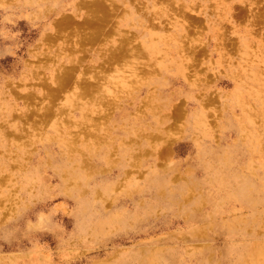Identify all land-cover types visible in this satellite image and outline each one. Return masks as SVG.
Segmentation results:
<instances>
[{
	"label": "rangeland",
	"instance_id": "374dc122",
	"mask_svg": "<svg viewBox=\"0 0 264 264\" xmlns=\"http://www.w3.org/2000/svg\"><path fill=\"white\" fill-rule=\"evenodd\" d=\"M86 1L0 0V264H264L262 101L236 96L253 90L238 85L243 59L264 48V0ZM96 2L111 15L104 21L91 15ZM124 45L140 58L128 62ZM101 64L126 81L103 91ZM63 71L74 77L60 88ZM85 81L94 96L66 100ZM239 172L250 178L246 195L231 179Z\"/></svg>",
	"mask_w": 264,
	"mask_h": 264
},
{
	"label": "bare ground",
	"instance_id": "6f19581e",
	"mask_svg": "<svg viewBox=\"0 0 264 264\" xmlns=\"http://www.w3.org/2000/svg\"><path fill=\"white\" fill-rule=\"evenodd\" d=\"M87 1H88V0H87ZM87 1L85 2L86 4H88ZM89 1H91V0H89ZM101 1H102V0H101ZM109 1H110V0H109ZM166 1H168V0H166ZM169 1H170V0H169ZM77 2H78V1H77ZM80 2H81V1H80ZM80 2H79V3H80ZM102 2H103V1H102ZM142 2H144V1H142ZM81 4H82V3H81ZM86 4H85V5H86ZM93 4H95V5H93ZM93 4H92V3L89 4V6L91 5V8L88 7V8L91 9V11H92V13H91V15H93L92 17L95 18V19L97 20V22H99V21H104V20H102V19H103V18H107L106 16L109 14V12L107 11V9H105L107 12L104 13L103 10L101 9L102 6H101L98 2L93 3ZM115 4H116V3H115ZM256 4H257V3H256ZM92 5H93V6H92ZM104 5H105V4H104ZM135 5H136V4H135ZM245 5H246V4H245ZM108 6H109V5H108ZM81 7H82V6H81ZM92 7H93V8H92ZM118 7H119V6H118ZM185 7H187V6H185ZM83 8H85V7H83ZM137 8L139 9V7H137ZM172 8H173V6H172ZM172 8H171V9H172ZM175 8H176V7H175ZM175 8H174V9H175ZM169 9H170V8H169ZM178 9H179V8H178ZM118 10H119V8H118ZM123 10H124V9H123ZM180 10H182V8H180ZM113 11H114V10H113ZM172 11H173V10H172ZM75 12H76V10H75ZM116 12H117V11H116ZM181 12H182V11H181ZM106 13H107V14H106ZM183 13H184V11H183ZM185 13L188 15L187 11H185ZM118 14H119V13H118ZM120 14H121V13H120ZM112 15H113V14H112ZM122 15H123V14H122ZM184 15H185V14H184ZM109 16H111V15L109 14ZM117 16H118V15H117ZM181 16H182V15H181ZM185 16H186V15H185ZM239 16H241V15H239ZM66 17H67V16H66ZM71 17H72V16H71ZM83 17H85V16H83ZM86 17H87V16H86ZM187 17L189 18V15H188ZM62 18H63V17H62ZM79 18H80V17H79ZM88 18H89V17H88ZM109 18H110V17H109ZM69 19H70V18H69ZM89 19H90V18H89ZM196 19H198V18H196ZM196 19H194V20H196ZM72 20H73V17H72V19H71V22L69 21V23H66V24H70V23H72V22H73ZM91 20H92V19H91ZM81 21H82V20H81ZM81 21H80V22H81ZM181 21H182V20H181ZM203 21H204V20H203ZM60 22H61V21H60ZM85 22H86V21H84V23H83L84 25L86 24ZM110 22H111V21H110ZM113 22H114V21H112V23H113ZM116 22H117V21H116ZM197 22H198V21H197ZM260 22H261V21H260ZM58 23H59V22H58ZM108 23H109V22H108ZM114 23H115V22H114ZM194 23H195V22H194ZM216 23H217V22H216ZM221 23H222V22H221ZM53 24H55V23H53ZM53 24H51V25H53ZM83 24H82V25H83ZM88 24H89V23H88ZM102 24H103V23H102ZM159 24H160V23H159ZM162 24H163V23H161V25H162ZM201 24H202V23H201V21H200V25H201ZM5 25H6V23H5ZM60 25H61V24H60ZM62 25H63V24H62ZM70 25H71V24H70ZM79 25L81 26V23H80ZM116 25H117V24H116ZM190 25H191V24H190ZM195 25H196V24H195ZM80 26H79V27H80ZM111 26H113V25H111ZM61 27H62V26H61ZM61 27H60V28H61ZM105 27H107V26H105ZM114 27H115V25H114ZM157 27H158V25H157ZM49 28L51 29L52 27L49 26ZM65 28H67V27H65ZM155 28H156V27H155ZM58 29H59V28H58ZM110 29H111V28H110ZM114 29H115V28H114ZM114 29H113V30H114ZM106 30H107V29H106ZM106 30H105V31H106ZM108 30H109V29H108ZM113 30H112V31H113ZM121 30H122V29H121ZM202 30H203V29H202ZM235 30H236V29H235ZM85 31H86V30H85ZM192 31H193V30H191V32H189V34L192 33ZM236 31H237V30H236ZM240 31H241V30H240ZM244 31H245V30H244ZM103 32H104V31H103ZM230 32H231V31H230ZM232 32H233V31H232ZM57 33H59V32H57ZM60 33H62V32H60ZM91 33H92V31H91ZM93 33L95 34V30H93ZM96 33H97V32H96ZM101 33H102V32H101ZM108 33L110 34V32H108ZM108 33H107L106 35H108ZM113 33H114V32H113ZM45 34H46V33H45ZM64 34H65V33H64ZM67 34H68V33H67ZM114 34H115V33H114ZM195 34H196V32H195ZM58 35H59V34H58ZM61 35H62V34H61ZM69 35H70V34H69ZM96 35H97V34H96ZM96 35H95V37H96ZM98 35H99V34H98ZM103 35L106 36L105 34H103ZM131 35H132V33H131ZM109 36H111V35H108V37H109ZM123 36H124V35H123ZM85 37H87V36H85ZM89 37H90V36H89ZM204 37H205V36H204ZM225 37H226V36H225ZM55 38H56V37H55ZM92 38H93V37H91L90 39L93 40L94 38H93V39H92ZM97 38L99 39V37H97ZM97 38H95V39H96L95 41H97ZM125 38H126V37H125ZM131 38H135V37L132 36ZM131 38H130V36H129V40H130V42H129L128 39H127V42H126L127 44H125V45H129L128 43H130V45H131V43L134 42V41H131ZM46 39H48V37H47ZM46 39H45V40H46ZM65 39H66V38H65ZM101 39H102V38H101ZM103 39H105V38H103ZM200 39H201V38H200ZM208 39H209V38H208ZM88 40H89V38H88ZM209 40H210V39H209ZM46 41H48V40H46ZM52 41H53V40H52ZM52 41H50V42H52ZM89 41H90V40H89ZM98 41H99V40H98ZM98 41H97V42H98ZM212 41H213V40H212ZM224 41H225V40H224ZM62 42H64V41H62ZM187 42H188V41H187ZM187 42H186V43H187ZM208 42H209V41H208ZM77 43H78V42H77ZM83 43H86V44H87L88 41H87V42H84V41H83ZM90 43H91V42H90ZM90 43H89V44H90ZM92 43H93V41H92ZM94 43H95V42H94ZM94 43H93V44H94ZM114 43H115V42H114ZM122 43H123V41H122ZM172 43H173V42H172ZM204 43H205V42H204ZM226 43H227V42H226ZM230 43H231V42H230ZM78 44H79V43H78ZM228 44H229V43H227V45H228ZM75 45H76V44H75ZM120 45H121V44H120ZM125 45H124V46H125ZM132 45H134V44H132ZM132 45H131V46H132ZM199 45H200V44H199ZM67 46H68V45H67ZM134 46H136V45H134ZM197 46H198V45H197ZM112 47H113V46H112ZM115 47H116V46H115ZM122 47H123V46H122ZM126 47H127V46H125V49H126V51H128V53H127V52L125 53V50H124V51L121 50V51H120L121 53L119 52V54L121 55V56H119V59H122V60L125 59V60H127V59H126L127 57H125V58L123 59V57H124L123 53H125V54H126L125 56H128V58L130 59V60L128 59V62L131 61V58H130V57H132V56L134 57V58L132 57V58H133V61H134V59L138 60V59L140 58V57H138V55L141 56V53L138 52V54H137L136 51H135L136 55L134 56V55L131 54L132 50H131V52L129 53L130 50H128ZM195 47H196V46H195ZM247 47H249L248 44H247ZM118 48H119V47H118ZM128 48H129V47H128ZM139 48H143V47L140 46ZM201 48H204V47L202 46ZM76 49H77V48H76ZM90 49L92 50V48H90ZM114 49H115V48H114ZM115 50H117V49H115ZM115 50H113V51H115ZM118 50H119V49H118ZM138 50H139V49H138ZM51 51H52V49H51ZM122 51H123V53H122ZM139 51H140V50H139ZM199 51H201V50L199 49ZM199 51H198V52H199ZM204 51H205V48H204ZM111 52H112V51H111ZM115 52H116V51H115ZM115 52H114V53H115ZM141 52L144 53L143 50H141ZM173 52H174V51H173ZM198 52H197V53H198ZM135 53L133 52V54H135ZM145 53H146V52H145ZM169 53H170V51H169ZM199 53H200V52H199ZM117 54H118V53H117ZM117 54L115 53V54H113V55L116 56ZM119 54H118V55H119ZM129 54H130V55H129ZM162 54H163V53H162ZM253 54H255V55H254L255 58L252 59V60H250L249 62L247 61V57H245V58L243 59L244 62H246V64H248V66H249V70H248L249 72H246V76H247V77L245 76V80H244V82H242L241 84L238 85L239 87H242V88L245 87V86H247V85H249L250 88L253 89V90H252V92H245V91L242 89V90L240 91L239 95H236V96H237L238 99H240V98L242 99V98H243L242 100H245V99H246V100H261V101H262V105L259 106V107H261L262 110H259L258 113H256V114H257V116H260V118H262V119L264 120V77H263V74H264V48L261 47V44H260V45H259V43L257 44V46H256V52H255V53L253 52ZM122 55H123V57H122ZM131 55H132V56H131ZM142 55H143V54H142ZM110 56H111V55H110ZM136 56H137V57H136ZM145 56H146V55H145ZM155 56H156V55H155ZM159 56H160V55H159ZM206 56H207V54H206ZM10 57H11V56H10ZM113 57H114V56H113ZM116 57H117V56H116ZM121 57H122V58H121ZM135 57H136V58H135ZM108 58H109V60H108V61H109V62H108V65H110V67H112V66H111L112 63H110V61H111L112 59H110V57H108ZM114 58H115V57H114ZM114 58H113V59H114ZM8 59H9V58H8ZM117 59H118V57L116 58V60H115V59H114V60H115V61H118L119 59H118V60H117ZM144 59H145V58H144ZM194 59H195V58H194ZM114 60H113V65H114V63H116ZM122 60H121V61H122ZM140 60H141V59H140ZM7 61H8V60H7ZM104 61H106V59H105ZM104 61H103L102 63H104ZM133 61H132V62H133ZM141 61H142V60H141ZM118 62H120V61H118ZM122 62H123V61H122ZM126 62H127V61H125L124 63L126 64ZM136 62H137V61H136ZM106 63H107V62H106ZM144 63H145V62H144ZM260 63H263V65H261ZM94 64H95V63H94ZM94 64H93V65H94ZM99 64H100V63H99ZM99 64L97 65V67H99ZM122 64H123V63H122ZM132 64H133V63H132ZM135 64H137V63H135ZM146 64H147V63H146ZM146 64H145V65H146ZM102 65H103V64H101V67H102V68L100 67V68H101V74H102V69H103V66H104V65H103V66H102ZM116 65H118V64L116 63ZM120 65H121V64H119L118 66H120ZM126 65H127V64H126ZM128 65H129V64H128ZM143 65H144V64H143ZM148 65H149V64H148ZM191 65H192V64H191ZM84 66H85V65H84ZM129 66H130V68H131V71H136V70H135V67H134L133 65L130 64ZM150 66H151V65H150ZM185 66H186V65H185ZM193 66H194V65H193ZM121 67H123V65L120 66V68H121ZM151 67H152V66H151ZM190 67H191V66H190ZM105 68L108 70V66L105 67ZM138 68H140V67L138 66ZM71 69H72V67H71ZM73 69H74V68H73ZM73 69H72L71 71H73ZM94 69H95V68H94ZM106 69H105V70H106ZM112 69H114V68H112ZM112 69L109 68V70H111L110 72H112ZM121 69H122V68H121ZM121 69H119L118 67L115 68V70H114L115 74H114V73H109V70L106 71V72H105V70H103L104 73H103L102 75L105 76V78L107 79V83L109 82L108 85H103V87H104V90H103V91H109V87H108V86H109L110 83H112V82L117 83V84L119 83V85H120V83H121V85H122V84L126 81V78H125V76L123 75V74H124V70H121ZM126 69H127V68H125V70H126ZM136 69H137V68H136ZM141 69H143V68H141ZM144 69H146V68L144 67ZM85 70H86V69H85ZM199 70H200V69H199ZM199 70H198V71H199ZM220 70H221V69H220ZM83 71H84V69H83ZM88 71H89V70H88ZM90 71H91V70H90ZM90 71H89V72H90ZM93 71H94V70H93ZM146 71H147V69H146ZM146 71H145V72H146ZM189 71H190V70H189ZM86 72H87V71H86ZM89 72H88V73H89ZM140 72H141V71H140ZM140 72H139V73H140ZM143 72H144V71H143ZM147 72H148V71H147ZM150 72H151V71H150ZM153 72H154V71H153ZM69 73H70V72H69ZM69 73H68L67 71H63V72L60 74V77H58V78H59V79H58V85H59V87H60V84H61V85H65V84H66L65 79H66V80L68 79V80H67V83H71L70 80L74 77V76H73L74 74H73V75L71 74V76H70L71 79L69 80ZM84 73H85V72H84ZM105 73H106V74H105ZM125 73H126V71H125ZM127 73H128V72H127ZM139 73H138V74H139ZM86 74H87V73H86ZM94 74H95L94 76H95L96 82H93V83L95 84V87H96V84H97L98 81H99V82L101 81V82H100V85H102L101 83H102L104 77L101 75V76H102V78H101V76L97 74V71H96V73H94ZM136 74H137V73H136ZM141 74H142V73H141ZM96 75H98V76L100 77V78H99V77H98V78H99V79H102V80H99V79H98V81H97V77H96ZM134 75H135V74H134ZM142 75H144V74H142ZM221 75H222V74H221ZM58 76H59V75H58ZM72 76H73V77H72ZM94 76H93V78H94ZM190 76H191V75L189 74L188 78H189ZM206 76H207V75H206ZM222 76H223V75H222ZM67 77H68V78H67ZM141 77H142V76H141ZM216 77H217V76H216ZM87 78H88V77H87ZM87 78H86V79H87ZM105 78H104V79H105ZM86 79H85V80H86ZM76 80H77V79H76ZM76 80H74V81H76ZM82 80H83V84H84V78H83ZM82 80H81V81H82ZM205 80H206V79H205ZM21 81H22V80H21ZM69 81H70V82H69ZM74 81H73V82H74ZM81 81H80V82H81ZM104 81H105V80H104ZM128 81H129V80H128ZM128 81H127V82H128ZM216 81H217V80H216ZM73 82H72L71 85H73ZM76 82H77V81H76ZM87 82H88V81H85L86 85H88V86H86V85L83 86V85H82L83 87L81 86L82 83H80V88H78L79 86H76V85H77V84H76V85L73 87V91L70 92L69 95H66V100H70V101H71V100H74V105H78V103H79V102H78V99H80L81 97H84L85 93H86L85 96H90L89 98H91L92 92H91V95H90V94L87 95V92H86V91H88L87 89H89V85H90V86H93V84H91V82H90V83L88 82L89 84H87ZM231 82H232V81H231ZM64 83H65V84H64ZM103 83H104V82H103ZM128 83H129V82H128ZM147 83H148V82H147ZM150 83H151V82H150ZM200 83H201V82H200ZM205 83H207V82H205ZM205 83H204V84H205ZM23 84H24V83H23ZM131 84H132V83H131ZM142 84H143V83H142ZM214 84H215V83H214ZM58 85H57V86H58ZM66 85L69 86V84H66ZM71 85H70V87H71V89H72V86H71ZM97 85H98V86H97L96 88H98V87L100 86L99 83H98ZM121 85H120V86H121ZM217 85H218V84H217ZM46 86H47V85H46ZM57 86H56V90L58 91V87H57ZM131 86H132V85H131ZM205 86H206V85H205ZM221 86H222V85H221ZM23 87H24V86H23ZM42 87H43V86H42ZM70 87H69V88H70ZM84 87H86L87 89L84 88ZM135 87H136V86H135ZM153 87H154V86H153ZM16 88H17V87H16ZM21 88H22V87H21ZM44 88H45V87H44ZM60 88H61V87H60ZM63 88L65 89L66 87H63V86H62V89H63ZM81 88H82V89H81ZM92 88H93V87H92ZM100 88H101V86H100ZM118 88H119V86H118ZM118 88H117V89H118ZM139 88H140V87H139ZM183 88H184V87H183ZM119 89H120V88H119ZM119 89H118V90H119ZM51 90H52V89H50V91H51ZM68 90H70V89H68ZM94 90H95V93H97V92H96L97 89L94 88ZM98 90H99V88H98ZM118 90H117V92H118ZM137 90H138V89H137ZM142 90H143V89H142ZM220 90H221V89H220ZM52 91H53V90H52ZM128 91H129V90H128ZM132 91H133V90H132ZM151 91H152V90H151ZM151 91H150V92H151ZM53 92H55V89H54ZM62 92H64V90H63ZM126 92H127V91H125V93H126ZM133 92H134V91H133ZM138 92H139V90H138ZM166 92H167V91H166ZM39 93H40V92H38V94H39ZM46 93H47V92H46ZM51 93H52V92H51ZM59 93H60V92L58 91V94H59ZM152 93H153V92H152ZM204 93H205V92H204ZM218 93H220V92H218ZM6 94H7V93H6ZM131 94H132V93H131ZM11 95H12V94H11ZM30 95H32V94H29V96H30ZM55 95L58 96L57 94H53L52 96H55ZM209 95H210V94H209ZM220 95H221V94H220ZM50 96H51V95H50ZM56 96H55V97H56ZM93 96H94V95H92V97H93ZM125 96H126V95H125ZM146 96H147V95H146ZM200 96H202V95H200ZM236 96L234 97L235 100H236ZM9 97H10V96H9ZM31 97H32V96H31ZM43 97H44V96H43ZM63 97H64V96H63ZM63 97H62V98H63ZM150 97H151V96H150ZM208 97H209V96H208ZM217 97H218V96H217ZM24 98H25V97H24ZM32 98H33V97H32ZM44 98H45V97H44ZM46 98H47V97H46ZM52 98H53V97H52ZM84 98H85V97H84ZM84 98H81V99H84ZM145 98H146V97H145ZM152 98H153V96H152ZM15 99H16V98H15ZM40 99H41V98H40ZM106 99H107V98H106ZM148 99H149V98H148ZM182 99H183V98H181V100H180V99H179V100L182 101ZM210 99H211V98H209V100H210ZM29 100H30V99H29ZM54 100H55V99H54ZM75 100H77V103H75V102H76ZM183 100H184V99H183ZM180 101H178V102H180ZM184 101H185V100H184ZM187 101H188V100H187ZM212 101H213V100H212ZM154 102H155V101H154ZM159 102H160V101H159ZM185 102H186V101H185ZM166 103H167V101H166ZM208 103H210V101H208ZM211 103H212V102H211ZM259 103H260V102H258V104H259ZM47 104H48V103H47ZM47 104H46V105H47ZM54 104H55V103H54ZM149 104H150V103H149ZM160 104H162V103H160ZM205 104H206V103H205ZM44 105H45V104H44ZM48 105H51V104L49 103ZM66 105H67V104H66ZM142 105H143V104H142ZM145 105H147V103H146ZM175 105H176V104H175ZM252 105H253V104H252ZM72 106H73V104H72ZM152 106H153V105H152ZM155 106H158V105H155ZM159 106H160V105H159ZM173 106H174V105H173ZM45 107H48V106H45ZM51 107L53 108L52 105H51ZM51 107H50V108H51ZM111 107H112V106H111ZM140 107H141V106H140ZM162 107H163V105H162ZM177 107H178V106H177ZM38 108H39V107H38ZM52 108H51V110H52ZM65 108H66V107H65ZM65 108H64V109H65ZM67 108H68V106H67ZM152 108H154V106H153ZM157 108H159V107H157ZM160 108H161V107H160ZM164 108H165V107H164ZM179 108H180V107H179ZM179 108H176V107H175V110H177V109L180 110L179 112H178V110H177L178 113H180V112L183 111L182 107H181V109H179ZM45 109H46V112H47V111H48V108H45ZM58 109H59V107H58ZM60 109H61V108H60ZM60 109H59V110H60ZM62 109H63V108H62ZM68 109H69V108H68ZM108 109H109V108H108ZM217 109H218V108H217ZM234 109H235V108H234ZM71 110H72V109H71ZM161 110L163 111V108L160 109V111H161ZM181 110H182V111H181ZM236 110H238V109H236ZM12 111H13V110H12ZM30 111H31V110H30ZM36 111H37V110H36ZM67 111H68V110H67ZM153 111H154V110H153ZM162 111H161V112H162ZM33 112H34V110H33ZM50 112H51V111H50ZM52 112H53V110H52ZM52 112L49 114L50 116H53V115H55V114L57 115V113H55V111H54V113H52ZM62 112H63V111H62ZM62 112H61L60 114H62ZM64 112H66V111H64ZM112 112H113V111H112ZM184 112H185V111H184ZM184 112H182L183 116H184ZM21 113H22V112H21ZM30 113H31V112H30ZM43 113H45V111H44ZM48 113H49V111H48ZM48 113H46V114H48ZM141 113H142V112H141ZM147 113H148V112H147ZM178 113H177V114H178ZM31 114H33V113H31ZM39 114H40V113H39ZM41 114H42V113H41ZM46 114H44V116H45ZM51 114H53V115H51ZM60 114H59V115H60ZM110 114H111V112H110ZM144 114H145V113H144ZM29 115H30V114H29ZM49 115H46L47 117H46V118H42V119H47V118L49 119V117H50ZM88 115H89V114H88ZM106 115H107V114H105L104 116H106ZM111 115H112V114H111ZM140 115H141V114H140ZM146 115H147V114H146ZM161 115H162V114H161ZM164 115H165V114H163V116H164ZM0 116H1V115H0ZM48 116H49V117H48ZM107 116H109V115H107ZM211 116H212V115H211ZM38 117H39V115H38ZM41 117H42V116H41ZM95 117H96V116H95ZM95 117H93V118L95 119ZM99 117H100V116H99ZM161 117H162V116H161ZM216 117H217V116H216ZM0 118H1V117H0ZM13 118H14V117H13ZM155 118H156V117H154V118H152V119H155ZM198 118H199V117H198ZM14 119H15V118H14ZM27 119H30V118H27ZM55 119H56V118H55ZM94 119H93V120H94ZM161 119H162V118H161ZM163 119H164V118H163ZM34 120H35V119H33V121H34ZM36 120H37V119H36ZM38 120H39L38 123L41 122V121H40V120H41L40 118H39ZM50 120H51V118H50ZM50 120H48V121H50ZM82 120H83V119H82ZM101 120H103V119L100 118V121H101ZM155 120H156V119H155ZM157 120H158V119H157ZM165 120H166V119H165ZM48 121H46V123H47ZM76 121H77V120H76ZM84 121H86V119H85ZM98 121H99V120H98ZM4 122H5V120H4ZM36 122H37V121H36ZM44 122H45V121H44ZM81 122H83V121H81ZM96 122H97V121H96ZM159 122H160V120H159ZM34 123H35V122H34ZM42 123H43V122H42ZM46 123H45V126L47 125ZM79 123H80V120H79ZM98 123H99V122H98ZM122 123H123V122H122ZM163 123H164V122H163ZM6 124H7V123H6ZM129 124H130V123H129ZM216 124H217V123H216ZM262 124H264V122H263ZM32 125H34V124L32 123ZM39 125L41 126V123H40ZM83 125H84V123H83ZM99 125H100V124H99ZM132 125H133V124H132ZM167 125H168V124H167ZM186 125H187V124H186ZM4 126H5V125H4ZM45 126H43V127H45ZM120 126H121V125H120ZM34 127H35V125H34ZM37 127H38V125H37ZM60 127H61V126H60ZM98 127H99V126H98ZM156 127H157V126H156ZM35 128H36V127H35ZM58 128H59V127H58ZM86 128H88V127H86ZM135 128H136V126H135ZM135 128H134V129H135ZM138 128H139V127H138ZM211 128H212V127H211ZM5 129H6V127H5ZM5 129H4V130H5ZM9 129H10V128H9ZM59 129H60V128H59ZM81 129H82V128H81ZM81 129H80V130H81ZM128 129H129V130H127V131H131L130 128H128ZM134 129H133V130H134ZM136 129H137V128H136ZM136 129H135V130H136ZM212 129H213V128H212ZM212 129H211V130H212ZM250 129H251V128H250ZM257 129H258V127H257ZM89 130H90V129H89ZM98 130H99V129H98ZM146 130H147V129H146ZM159 130H160V129H159ZM238 130H239V129H238ZM139 131H140V129H139ZM160 131H161V130H160ZM160 131H159V132H160ZM12 132H13V131H11V133H12ZM75 132H76V131H75ZM80 132H81V131H80ZM90 132H91V131H90ZM103 132H104V131H103ZM108 132H109V131H108ZM110 132H111V131H110ZM259 132H260V131H259ZM30 133H31V131H30ZM32 133H33V132H32ZM37 133H38V132H37ZM44 133H45V132H44ZM147 133H148V132H147ZM149 133H150V132H149ZM156 133H157V132H156ZM164 133H165V132H164ZM197 133H198V132H197ZM12 134H14V133H12ZM137 134H138V133H137ZM137 134H136V135H137ZM143 134H144V133H143ZM145 134H146V133H145ZM150 134H151V133H150ZM150 134H149V135H150ZM162 134H163V133H162ZM30 135H31V134H30ZM37 135H38V134H37ZM79 135H80V134H79ZM79 135H78L77 137H79ZM102 135H103V134H102ZM141 135H142V134H141ZM153 135H154V134H153ZM158 135H159V134H158ZM198 135H199V134H198ZM32 136H33V135H32ZM39 136H40V135H39ZM100 136H101V135H100ZM143 136H144V135H143ZM145 136H146V135H145ZM145 136H144V137H145ZM20 137H23V136H20ZM54 137H55V136H54ZM86 137H88V136H86ZM101 137H102V136H101ZM146 137H147V136H146ZM152 137H153V136H152ZM156 137H158V136H156ZM194 137H195V136H194ZM59 138H60V137H59ZM59 138H58V139H59ZM63 138H64V137H63ZM75 138H76V137H75ZM95 138H96V137H95ZM110 138H112V137H110ZM123 138H124V137H123ZM133 138H134V137H133ZM136 138H137V137H136ZM148 138L150 139V136H149ZM160 138H161V137H160ZM172 138H173V137H172ZM214 138H215V137H214ZM218 138H219V137H218ZM237 138H238V137H237ZM87 139H88V138H87ZM87 139H86V140H87ZM102 139H103V138H102ZM167 139H168V138H167ZM173 139H174V138H173ZM177 139H179V138H177ZM219 139H220V138H219ZM238 139H239V138H238ZM56 140H57V139H56ZM68 140H69V139H68ZM137 140H139V139H137ZM169 140H170V139H169ZM217 140H218V139H217ZM239 140H240V139H239ZM73 141H75V140L73 139ZM78 141H79V140H78ZM99 141H100V140H99ZM102 141H103V140H102ZM218 141H219V140H218ZM225 141H226V140H225ZM95 142H97V141H95ZM107 142H108V141H107ZM120 142H121V141H120ZM146 142H147V141H146ZM236 142H237V141H236ZM98 143H99V142H97L96 145L99 146ZM121 143H122V142H121ZM133 143H136V142H133ZM165 143H166V142H165ZM41 144H43V143L41 142ZM107 144H108V143H107ZM124 144H125V141H124ZM131 144H132V143H131ZM137 144H138V143H137ZM150 144H151V143H150ZM237 144H238V143H237ZM242 144H243V143H242ZM66 145H67V144H66ZM70 145H72V144H70ZM89 145H90V144H89ZM125 145H126V144H125ZM151 145H152V144H151ZM165 145H166V144H165ZM229 145H231V144L229 143ZM38 146H39V145H38ZM138 146H139V145H138ZM40 147H41V146H40ZM131 147H132V146H131ZM147 147H148V146H147ZM150 147H151V146H150ZM152 147H153V145H152ZM68 148H69V147H68ZM90 148H91V147H90ZM90 148H89V149H90ZM94 148H95V147H94ZM115 148H116V147H115ZM143 148H144V147H143ZM148 148H149V147H148ZM148 148H147V149H148ZM155 148H156V147H155ZM262 148H263V147H262ZM95 149H96V148H95ZM113 149H114V148H113ZM145 149H146V147H145ZM145 149H144V150H145ZM97 150H98V149H97ZM140 150H141V149H140ZM144 150H143V151H144ZM149 150H150V149H149ZM213 150H214V149H213ZM213 150H212V151H213ZM236 150H237V148H236ZM18 151H20V150H17V152H18ZM79 151H80V150H79ZM94 151H95V150H94ZM133 151H136V150L134 149ZM263 151H264V150H263ZM20 152H21V151H20ZM60 152H61V151H60ZM111 152H112V151H111ZM111 152H110V153H111ZM116 152H117V151H116ZM139 152H140V151H139ZM139 152H138V153H139ZM158 152H159V151H158ZM210 152H211V151H210ZM224 152H225V151H224ZM247 152H248V151H247ZM132 153H133V152H132ZM135 153H137V152H135ZM135 153H134L133 155H135ZM144 153H146V152L144 151ZM152 153H153V152H152ZM225 153H226V152H225ZM18 154H19V153H18ZM125 154H126V153H125ZM127 154H128V153H127ZM127 154H126V155H127ZM142 154H143V153H142ZM156 154H157V153H156ZM39 155H40V154H39ZM113 155H114V154H113ZM229 155H230V154H229ZM229 155H228V156H229ZM246 155H247V154H246ZM18 156H19V155H18ZM42 156H43V155H42ZM59 156H60V155H59ZM87 156H88V155H87ZM111 156H112V154H111ZM224 156H225V154H224ZM31 157H32V156H31ZM52 157H54V155H53ZM109 157H110V156H109ZM121 157H122V156H121ZM124 157H125V156H124ZM131 157H132V156H131ZM145 157H146V156H145ZM10 158H11V157H10ZM18 158H19V157H18ZM85 158H86V157H85ZM85 158H84V159H85ZM87 158H88V157H87ZM103 158H104V157H103ZM107 158H108V157H107ZM107 158H106V159H107ZM129 158H130V157H129ZM137 158H138V157H137ZM157 158H158V157H157ZM260 158H261V157H260ZM14 159H15V158H14ZM84 159H83V160H84ZM91 159H92V158H91ZM110 159H111V157H110ZM114 159H115V158H114ZM85 160H86V159H85ZM119 160H120V159H119ZM155 160H156V159H155ZM161 160H162V159H161ZM223 160H224V159H223ZM225 160H226V159H225ZM254 160H255V159H254ZM91 161H92V160H91ZM112 161H113V160H112ZM163 161H164V160H163ZM226 161H228V160H226ZM13 162H15V161H13ZM66 162H68V161H66ZM105 162H106V161H105ZM121 162H122V161H121ZM132 162H133V161H132ZM132 162L130 161V164H131ZM228 162H229V161H228ZM231 162H232V161H231ZM83 163H84V162H83ZM85 163H86V162H85ZM136 163H137V162H136ZM161 163H162V162H161ZM88 164H89V163H88ZM112 164H113V162H112ZM130 164H129V165H130ZM132 164H133V163H132ZM137 164H138V163H137ZM209 164H210V163H209ZM217 164H218V163H217ZM223 164H224V163H223ZM55 165H56V164H55ZM77 165H79V164H77ZM84 165H85V164H84ZM84 165H82V166H84ZM86 165H87V164H86ZM86 165H85V167H86ZM134 165H135V164H134ZM157 165H158V164H157ZM206 165H207V164H206ZM211 165H212V164H211ZM218 165L220 166V164H218ZM229 165H230V164H229ZM232 165H233V164H232ZM57 166H58V165H57ZM92 166H93V165H92ZM132 166H133V165H132ZM135 166H136V165H135ZM149 166H150V165H149ZM161 166H162V165H161ZM212 166H213V165H212ZM241 166H242V165H241ZM241 166H240V167H241ZM15 167H16V166H15ZM71 167H72V165H71ZM79 167H80V166H79ZM109 167H110V166H109ZM111 167H112V166H111ZM151 167H152V166H151ZM163 167H165V165H164ZM166 167H167V165H166ZM227 167H228V166H227ZM88 168H89V167H88ZM88 168L86 167V169H88ZM102 168H103V167H102ZM137 168H138V167H137ZM145 168H146V167H145ZM221 168H222V167H221ZM1 169H2V168H1ZM51 169H52V168H51ZM98 169H101V168H98ZM129 169H130V168H129ZM129 169H128V170H129ZM163 169H164V168H163ZM165 169H166V168H165ZM169 169H170V168H169ZM209 169H210V168H209ZM52 170H53V169H52ZM56 170H57V169H56ZM56 170H55V172H56ZM140 170H142V169H140ZM225 170H226V168H225ZM241 170H242V169H241ZM66 171H67V170H66ZM92 171H93V170H92ZM101 171H102V170H101ZM131 171H132V170H131ZM131 171H130V170H129V172H128V171H125V173H126V172H127V173H131ZM135 171H136V170H135ZM142 171H143V170H142ZM193 171H194V170H193ZM213 171H214V170H213ZM230 171H231V170H230ZM68 172H69V170H68ZM70 172H72V171H70ZM90 172H91V171H90ZM137 172H139V171H137ZM143 172H145V171H143ZM161 172H162V171H161ZM163 172H165V171H163ZM41 173H42V172H41ZM41 173H40V174H41ZM64 173H65V172H64ZM82 173H83V172H82ZM127 173H126V174H127ZM139 173H140V172H139ZM154 173H155V172H154ZM159 173H160V172H159ZM219 173H220V172H219ZM228 173H229V172H228ZM91 174H92V173H91ZM131 174H133V173H131ZM134 174H135V173H134ZM152 174H153V173H152ZM215 174H216V173H215ZM215 174H213V175H215ZM234 174H235V175H234L233 178H231V179H233L234 181L237 182V185H238V187H237V193H240L241 195H246V194H247L246 191L248 190V189H246V185L249 183L250 178H248V176H247L245 173H240V172H239V174H236V173H234ZM63 175L65 176V174H63ZM122 175H123V173H122ZM128 175H129V174H127L126 177H127ZM144 175H145V174H144ZM210 175H211V174H210ZM220 175H221V174H220ZM222 175H223V174H222ZM140 176H141V173H140ZM20 177H21V176H20ZM81 177H82V176H81ZM89 177H90V176H89ZM133 177H134V176H133ZM141 177H142V176H141ZM148 177H149V176H148ZM169 177H170V176H169ZM205 177H206V176H205ZM211 177H213V176H211ZM220 177H221V176H220ZM228 177H229V176H228ZM123 178H124V177H123ZM123 178H122V179H123ZM203 178H204V177H203ZM216 178H217V177H216ZM225 178H226V177H225ZM62 179H63V178H62ZM89 179H90V178H89ZM135 179H136V178H135ZM64 180H65V179H64ZM64 180H63V181H64ZM124 180H125V178H124ZM131 180H132V178H131ZM133 180H134V178H133ZM148 180H149V179H148ZM214 180H215V179H214ZM220 180H221V179H220ZM223 180H224V179H223ZM117 181L119 182L120 180L117 179ZM208 181H210V180H208ZM125 182H126V181H125ZM221 182H222V181H221ZM236 182H235V183H236ZM71 183H73V182H71ZM127 183H128V182H127ZM207 183H208V182H207ZM79 184H82V183H78V185H79ZM123 184H124V183H123ZM214 184H215V183H214ZM107 185H108V184H107ZM112 185H113V184H112ZM165 185H166V184H165ZM210 185H211V184H210ZM215 185H216V184H215ZM215 185H214V186H215ZM220 185H221V184H220ZM222 185H223V184H222ZM116 186H117V185H116ZM201 186H202V185H201ZM212 186H213V185H212ZM34 187H35V186H34ZM110 187H111V186H110ZM117 187H118V186H117ZM232 187H233V186H232ZM65 188H66V187H65ZM108 188H109V187H108ZM112 188H113V187H112ZM139 188H140V187H139ZM198 188H199V187H198ZM217 188H218V187H217ZM220 189H221V188H220ZM226 189H227V188H226ZM7 190H9V189H7ZM66 190H67V189H66ZM109 190H111V188H110ZM206 190H207V189H206ZM223 190H224V189H223ZM64 191H65V190H64ZM82 191H83V190H82ZM82 191H81V192H82ZM103 191H106V190H103ZM199 191H200V190H199ZM209 191H210V190H209ZM95 192H96V191H95ZM107 192H108V191H107ZM166 192H167V191H166ZM166 192H165V193H166ZM190 192H192V190H191ZM193 192H194V191H193ZM206 192H207V191H206ZM70 193H71V191H70ZM105 193H106V192H105ZM129 193H131V192H129ZM216 193H217V192H216ZM220 193H221V192H220ZM225 193H226V192H225ZM68 194H69V193H68ZM97 194H98V193H97ZM97 194H96V195H97ZM121 194H122V193H121ZM131 194H132V193H131ZM189 194H190V193H188V195H189ZM207 194H208V193H207ZM221 194H222V193H221ZM125 195L127 196V194H125ZM191 195H192V194H191ZM12 196H13V195H12ZM12 196H11V197H12ZM98 196H99V195H98ZM100 196H101V195H100ZM102 196H103V194H102ZM107 196H108V195H107ZM113 196H114V195H113ZM186 196H187V195H186ZM229 196H230V195H229ZM233 196H234V195H233ZM7 197H8V196H7ZM103 197H104V196H103ZM115 197H116V196H115ZM129 197H130V196H129ZM183 197H184V196H183ZM183 197H182V198H183ZM204 197H205V196H204ZM3 198H4V197H3ZM94 198H95V197H94ZM112 198H113V197H112ZM112 198H111V199H112ZM185 198H186V197H185ZM185 198H184V199H185ZM219 198H220V197H219ZM230 198H231V197H230ZM87 199H88V198H87ZM97 199H99V198H97ZM100 199H102V198H100ZM123 199H124V198H123ZM187 199H189V198H187ZM203 199H204V198H203ZM228 199H229V198H228ZM9 200H10V199H9ZM102 200H103V199H102ZM201 200H202V199H201ZM2 201H3V200H2ZM106 201H107V199H106ZM109 201H110V200H109ZM101 202H102V201H101ZM101 202H100V203H101ZM110 202H111V201H110ZM110 202H109V203H110ZM117 202H118V201H117ZM202 202H203V201H202ZM202 202H201V203H202ZM203 203H204V202H203ZM203 203H202V204H203ZM222 203H223V202H222ZM115 204H116V203H115ZM123 204H124V203H123ZM215 204H216V203H215ZM200 205H201V204H200ZM10 206H11V205H10ZM10 206H9V207H10ZM26 206H27V205H26ZM91 206H92V205H91ZM100 206H101V205H100ZM111 206H112V205H111ZM150 206H151V205H150ZM150 206H149V207H150ZM201 206H202V205H201ZM84 207H85V206H84ZM87 207H88V206H87ZM92 207H93V206H92ZM102 207H103V206H102ZM10 208H11V207H10ZM12 208H13V207H12ZM206 208H207V207H206ZM242 208H243V207H242ZM8 209H9V208H8ZM13 209H14V208H13ZM86 209H87V208H86ZM86 209H85V210H86ZM103 209H104V208H103ZM9 210H10V209H9ZM204 210H205V209H204ZM212 210H214V208H213ZM244 210H245V209H244ZM249 210H250V209H249ZM196 211H197V209H196ZM229 211H230V210H229ZM116 212H117V211H116ZM94 213H95V212H94ZM192 213H193V211H192ZM210 213H211V212H210ZM7 214H10V212H8ZM187 214H188V213H187ZM205 214H206V213H205ZM223 214H224V213H223ZM257 214H258V213H257ZM257 214H256V215H257ZM5 215H6V214H5ZM110 215H111V214H110ZM8 216H9V215H8ZM9 217H10V216H9ZM97 217H98V216H97ZM256 217H257V216H256ZM3 219H5V218H3ZM6 219H7V218H6ZM91 220H92V219H91ZM1 223H2V222H1ZM189 223H190V222H189ZM3 224H4V223H3ZM248 241H249V240H248ZM260 241H261V240H260ZM250 243H252V242H250ZM253 243H254V241H253ZM256 244H257V243H256ZM261 244H264V243L262 242ZM250 245H251V244H250ZM248 246H249V245H248ZM253 246H254V245H253ZM256 246H257V245H256ZM245 247H246V245H245ZM251 247H252V246H251ZM262 247H263V246H262ZM252 248H254V247H252ZM254 249H255V248H254ZM259 249H260V248H259ZM245 250H246V249H245ZM249 250H252V249L249 248ZM200 251H201V250H200ZM259 252H260V251H259ZM261 252H263V251H261ZM139 253H140V252H139ZM242 253H243V252H242ZM244 253H245V252H244ZM252 253H254V252H252ZM140 254H141V253H140ZM142 255H143V254H142ZM32 256H33V255H32ZM243 256H245V255H243ZM27 257H28V256H27ZM143 257H144V256H143ZM262 257H263V256H262ZM263 258H264V257H263ZM210 259H211V258H210ZM240 259H241V258H240ZM244 259H245V258H244ZM244 259H243V260H244ZM258 259H259V258H258ZM34 260H35V259H34ZM205 260H206V259H205ZM208 260H209V259H208ZM238 260H239V259H238ZM248 260H249V258H248ZM4 261H5V260H4ZM261 261H262V260H261ZM263 261H264V260H263ZM15 263H16V262H15ZM216 263H217V262H216ZM254 263H255V262H254ZM256 263H257V262H256ZM256 263H255V264H256ZM259 263L261 264V262H259ZM259 263H258V264H259ZM122 264H131V261L126 260V261H124ZM209 264H210V263H209ZM248 264H249V263H248Z\"/></svg>",
	"mask_w": 264,
	"mask_h": 264
}]
</instances>
